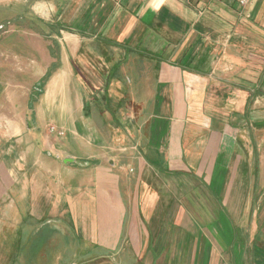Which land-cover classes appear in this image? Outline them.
I'll use <instances>...</instances> for the list:
<instances>
[{"label": "crops", "instance_id": "1", "mask_svg": "<svg viewBox=\"0 0 264 264\" xmlns=\"http://www.w3.org/2000/svg\"><path fill=\"white\" fill-rule=\"evenodd\" d=\"M30 1L55 67L22 69L0 264H264V0Z\"/></svg>", "mask_w": 264, "mask_h": 264}, {"label": "rangeland", "instance_id": "2", "mask_svg": "<svg viewBox=\"0 0 264 264\" xmlns=\"http://www.w3.org/2000/svg\"><path fill=\"white\" fill-rule=\"evenodd\" d=\"M31 7L30 0H0V174L3 171L2 160L12 163L20 155L22 161H27V148L32 144L33 136L26 130L24 118L19 119L15 114L38 97L40 83L47 78L46 74L37 82L38 76L33 77L22 69L55 67L51 44L44 49L46 60L38 56L36 48L45 45L42 33L47 27L41 24L39 15ZM15 102H18L17 108L14 105L10 107ZM51 128L58 137L64 135H58L60 132L65 133L53 125L46 126L48 133H51ZM58 241V249L63 252L66 241Z\"/></svg>", "mask_w": 264, "mask_h": 264}, {"label": "built area", "instance_id": "3", "mask_svg": "<svg viewBox=\"0 0 264 264\" xmlns=\"http://www.w3.org/2000/svg\"><path fill=\"white\" fill-rule=\"evenodd\" d=\"M230 4H232V5H237V6H239L240 8H247L249 5H250V3H251V1L252 0H227ZM55 130L54 129H50V132L51 133H53ZM64 133L63 132H60V134H58V135H63Z\"/></svg>", "mask_w": 264, "mask_h": 264}, {"label": "water", "instance_id": "4", "mask_svg": "<svg viewBox=\"0 0 264 264\" xmlns=\"http://www.w3.org/2000/svg\"><path fill=\"white\" fill-rule=\"evenodd\" d=\"M29 128H30V125L28 124V129H29ZM65 161H71V162H72V160H68V159H67V160H65Z\"/></svg>", "mask_w": 264, "mask_h": 264}]
</instances>
